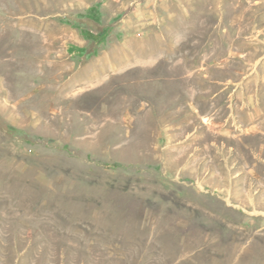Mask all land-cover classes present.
<instances>
[{
    "label": "rangeland",
    "instance_id": "1",
    "mask_svg": "<svg viewBox=\"0 0 264 264\" xmlns=\"http://www.w3.org/2000/svg\"><path fill=\"white\" fill-rule=\"evenodd\" d=\"M0 264H264V0H0Z\"/></svg>",
    "mask_w": 264,
    "mask_h": 264
}]
</instances>
